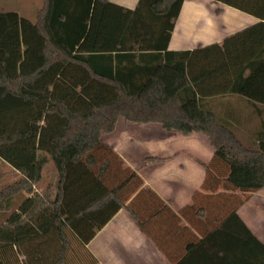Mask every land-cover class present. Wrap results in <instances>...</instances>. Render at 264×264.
I'll use <instances>...</instances> for the list:
<instances>
[{
	"label": "trees",
	"instance_id": "16d2710c",
	"mask_svg": "<svg viewBox=\"0 0 264 264\" xmlns=\"http://www.w3.org/2000/svg\"><path fill=\"white\" fill-rule=\"evenodd\" d=\"M184 1L140 0L134 11L109 15L110 36L111 25L121 35L115 54L105 52L108 34L98 50L82 46L95 35L89 31L95 14L111 8L107 0H43L34 24L15 12L0 13V183L6 178L3 165L18 175L1 186L0 217L14 197L28 195L0 224V264H16L11 252L19 247L23 264H70L78 247L84 248L83 264H100L85 247L120 210L147 233L152 219L172 212L144 188L138 171L124 168V178L114 184L111 156H97L105 148L103 135L114 133L120 119L203 134L214 149L210 165L199 162L207 171L206 186L264 189V124L257 143L246 148L233 132L241 129L229 122L235 115L208 106L211 99L232 97L263 113L264 0H214L256 13L261 22L221 45L172 52ZM161 161L149 158L146 164ZM223 236L233 237L232 250L264 252L236 210L198 247L209 243L221 252ZM35 242L56 248L55 254L33 257L25 245Z\"/></svg>",
	"mask_w": 264,
	"mask_h": 264
},
{
	"label": "crops",
	"instance_id": "0c3cea01",
	"mask_svg": "<svg viewBox=\"0 0 264 264\" xmlns=\"http://www.w3.org/2000/svg\"><path fill=\"white\" fill-rule=\"evenodd\" d=\"M97 1L100 0H95ZM107 1L111 8L107 10L106 15L104 11L95 14L93 8L92 18L95 14V19L93 24L91 22L89 31L92 30L95 35L82 43L87 51L104 47L107 39L105 34L110 36L107 25L109 15L111 18L118 16V9L134 11L140 0ZM232 1L249 5L258 0ZM18 2L17 7L5 8L0 13L15 12L21 19L34 24L38 11L43 7V0ZM100 9H104V6ZM256 16L258 14L243 12L214 0H185L169 43V51H193L213 44L221 45L230 36L259 24L261 20ZM120 36L119 31L111 25V46L105 52L116 53ZM208 106L217 114L235 115L237 120L229 119V122L235 129H241L239 141L244 147L251 148L257 143L255 134L264 124V110L262 114H255L249 110L248 102H239L232 97L211 99ZM122 120L124 119L118 121L114 133L103 135V142L107 139L119 144L126 133L130 136L140 133L139 141L132 143L127 150L129 156L140 155L138 152L142 156H131L135 157L131 164L141 167L144 188L153 190L170 206L174 214L163 211L151 220L147 233L130 218L125 209H122L97 232L86 245V250L92 253L100 264H264L262 250H232L231 236H223L225 241H219L220 245L217 247L223 250L221 252H217L218 248L209 243L203 248L198 247L200 241L215 230L233 210H236L253 236L264 245V189L246 193L230 190L223 185L206 186L207 171L199 162L210 165L214 159V149L203 134L183 135L168 132L160 124L154 123L131 125L124 120L120 124ZM125 130L128 131L123 134ZM149 158L163 161L143 164ZM41 191V188L35 189V192ZM26 197V194L22 196L17 206L11 210H17ZM1 218L3 219H0V224L8 219L9 215ZM39 242L33 243L32 248L29 244L25 245L33 257L55 254L56 248H44L43 245H38ZM76 249L80 251L79 256L73 255L70 264H83L84 259L81 256L84 248ZM15 251L18 252L17 258L14 257ZM15 251L11 252L14 262H26L22 248L21 253L20 247Z\"/></svg>",
	"mask_w": 264,
	"mask_h": 264
},
{
	"label": "rangeland",
	"instance_id": "374dc122",
	"mask_svg": "<svg viewBox=\"0 0 264 264\" xmlns=\"http://www.w3.org/2000/svg\"><path fill=\"white\" fill-rule=\"evenodd\" d=\"M18 5H19L18 0H0V11H4L3 9H5V8H15ZM0 73H1V67H0ZM123 122H124V120H122L120 122V124H122ZM126 131H128V130H125L123 134H125ZM233 132L235 133L237 138L240 140L241 139L240 130L239 131L233 130ZM139 139H140V133L135 134V136H130L128 133H126L123 136V138L119 144H116L114 140L105 139L103 142L105 148L102 147L100 150H98L97 156H111V160H112L111 164L112 165H111L110 175H112L111 179L113 180L114 184L120 182L124 178V175H125L124 168H128V169L138 171L140 174V177L142 178L141 167L140 166L134 167L131 164V161L135 160L134 159L135 157L133 158L131 156H142V154L140 152H138V154H140V155H134L133 154V155L129 156L130 154L127 150L128 148H130L132 143L138 142ZM117 149L119 150V152ZM113 156H118V158H120L122 162H120L118 159H115ZM102 160H104V159H102ZM143 164H146V163L143 162ZM2 169H3L4 173L6 174V178L2 183H0V189H1L2 185L12 183L13 181H15L18 178L17 173L14 172L9 166L3 165ZM142 180H143V178H142ZM143 182H144V180H143ZM43 186H45V185H43ZM21 197H22V195H17L16 197H14L11 201L12 206L10 207V209H8V211L3 213L1 216L6 217V216L10 215L14 211L11 209L15 208L17 206L18 201L21 200ZM0 219H3V218L0 217Z\"/></svg>",
	"mask_w": 264,
	"mask_h": 264
}]
</instances>
